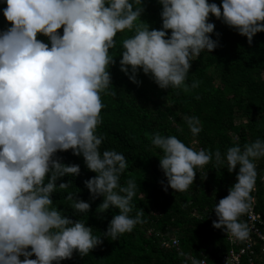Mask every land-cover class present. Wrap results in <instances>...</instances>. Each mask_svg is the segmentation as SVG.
<instances>
[{"label":"clouds","instance_id":"1","mask_svg":"<svg viewBox=\"0 0 264 264\" xmlns=\"http://www.w3.org/2000/svg\"><path fill=\"white\" fill-rule=\"evenodd\" d=\"M0 2L10 25L0 31V264H61L74 252L87 256L104 239L117 240L143 222V209L129 215L137 184L132 179L120 183L127 167L124 155L101 151L104 138L96 134L104 107L101 93L115 95L109 73L115 61L109 50L116 46L117 34L132 33L122 39L119 53V70L131 83L140 85L137 75L142 71L162 90L186 91L193 59L220 46V33L214 32L209 16L251 45L257 33H264V0H221L219 6L208 0H157L162 23L151 30L140 19L142 0ZM184 122L193 137L200 133L198 117L185 116ZM151 144L162 153L165 192L187 191L195 170L212 160L226 163L229 173L238 169L228 195L214 205L212 227L237 240L248 239L249 227L240 217L252 206L255 162L264 158V139L236 144L223 154L196 150L159 132L153 133ZM69 150L95 173L84 181L89 202L68 191L69 181L60 182L80 174L79 165L57 156ZM57 192H67L72 216L89 213L97 198H102L97 214L109 209L118 214L102 236H95L91 227L53 206ZM171 239L178 242L175 237L161 241ZM191 264L203 260L193 258Z\"/></svg>","mask_w":264,"mask_h":264},{"label":"trees","instance_id":"2","mask_svg":"<svg viewBox=\"0 0 264 264\" xmlns=\"http://www.w3.org/2000/svg\"><path fill=\"white\" fill-rule=\"evenodd\" d=\"M208 2L219 6L221 0ZM142 6L141 21L150 30L159 29L161 6L157 0H142ZM4 7L0 2V9ZM209 21L215 24L214 32L220 33V46L211 53L202 51L193 59L185 81L186 91L162 90L142 71L137 75L140 85L131 83L119 70V53L122 39L132 33H118L114 38L116 46L109 50V55L115 63L109 67V73L115 95L101 93L104 107L96 134L104 138L101 151L114 149L124 155L127 167L120 183L123 185L132 179L137 184L131 202L133 211L129 215L135 216L137 210L143 209V222L117 240L104 239L87 256L80 257L74 252L71 259L61 264H191L187 257L199 260L202 255L208 264H213L229 250L226 233L212 227L216 220L212 210L228 195L238 169L229 173L226 163L217 165L212 160L195 170L193 185L187 191L174 192L168 188L165 192L161 181L166 185V178L159 167L162 153L151 144L153 133L159 132L176 136L196 150H219L223 154L236 144L243 146L257 138L264 139V33H257L249 45L246 37L211 15ZM7 27L10 25L0 11V31ZM59 31L62 34V29ZM38 39L47 42L43 36ZM193 82H197V87H191ZM185 116L199 118L201 131L196 137L185 124ZM57 156L65 164L80 166L78 176L65 177L60 182L69 181L68 191L89 202L84 181L95 173L86 168L82 157L72 155L71 150ZM255 163L257 179L251 193L252 204L264 224V158ZM66 195L67 192L54 193L53 206L91 227L95 236H102L113 215L118 214L116 209L97 214L96 209L102 202V198H97L90 203L89 213L72 216L73 209ZM240 220L244 222V217ZM171 237L178 240L180 251L161 247V240Z\"/></svg>","mask_w":264,"mask_h":264},{"label":"built area","instance_id":"3","mask_svg":"<svg viewBox=\"0 0 264 264\" xmlns=\"http://www.w3.org/2000/svg\"><path fill=\"white\" fill-rule=\"evenodd\" d=\"M243 217L249 227L248 239L240 241L227 235L226 239L230 248L218 262L213 264H264V224L261 217L254 212L253 204ZM161 247H173L179 250V244L175 239L162 241ZM187 258L190 261L193 259L190 256ZM199 260H203V264H208L203 255Z\"/></svg>","mask_w":264,"mask_h":264}]
</instances>
